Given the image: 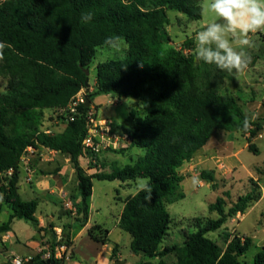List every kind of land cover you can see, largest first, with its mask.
Instances as JSON below:
<instances>
[{"label": "trees", "instance_id": "16d2710c", "mask_svg": "<svg viewBox=\"0 0 264 264\" xmlns=\"http://www.w3.org/2000/svg\"><path fill=\"white\" fill-rule=\"evenodd\" d=\"M169 11L191 21L202 19L201 0H0V42L10 45L0 60V78L7 82L0 91V213L4 207L11 210L9 221L0 225V235L9 232L16 219L31 222L38 234L51 232V257L44 259L47 251L42 250L32 258L33 264H65V255L55 257L56 248L69 249L73 241L66 227L60 239L54 225L39 227V201L22 199L20 165L29 148H46L70 158L78 179L81 202L75 206L81 227L89 219L94 179L151 178V199L145 200L144 192L129 197L119 220V227L131 235V251L141 258L134 264H151L145 260L154 258L160 259L159 264H241L240 258L252 246L248 236L227 234L224 248L209 234L262 198L256 184L228 211L225 199L219 197L209 206L219 214L217 219L196 217L182 243L164 245L174 223L168 205L184 197L178 191L185 179L179 169L216 131L248 135V149L259 154L251 139L264 129V119H252L250 127L242 129L247 113L238 97L222 93L227 73L197 61L193 40L187 39L181 48L166 46ZM85 12L93 13L87 23L81 20ZM121 40L129 45L127 56L97 65L96 90L87 97L91 106L99 94L141 100L145 116L124 131L129 149H141L144 155L123 167L113 163L110 172L89 175L81 161L94 156L83 144L91 106L80 104L73 120L63 115L66 127L60 133L49 134L40 127L45 111L67 109L86 89L85 70H90L98 48ZM132 122L129 119L128 125ZM213 174L203 171L201 176L214 182ZM109 233L101 224L88 230L102 244L108 243ZM169 256L173 263L165 260ZM255 264H264V249Z\"/></svg>", "mask_w": 264, "mask_h": 264}, {"label": "rangeland", "instance_id": "374dc122", "mask_svg": "<svg viewBox=\"0 0 264 264\" xmlns=\"http://www.w3.org/2000/svg\"><path fill=\"white\" fill-rule=\"evenodd\" d=\"M203 3L204 0H201V20L191 21L181 13L174 11L168 12L170 25L167 27V35L165 37L166 46L181 48L187 39L194 41L195 31L212 19L211 16L203 12ZM252 40L254 47L248 49L251 57L248 69L243 75L238 77V81L235 78L227 76L222 93L235 95L238 97L239 103L248 115H254L255 119L263 120L264 31L252 34ZM128 49L129 45L124 40L98 48L95 59L90 67V90L86 94V97L89 93H94L96 90L97 65L107 60L125 58L128 54ZM6 85V80L0 78V91H4ZM83 90L86 93V89ZM108 99H110V102H107ZM91 107L90 113L93 114L95 119L109 120L113 131L121 136L125 133L124 130L127 127H133L137 120L143 118L146 114L141 100L133 98L119 100L110 94H99L95 96ZM63 115L65 114H62L60 111H45L40 129L45 130L49 134L62 132L66 127V121L62 118ZM129 119L133 121L130 125H128ZM248 137V135L239 131H216L207 143L209 154L206 158L213 157V161H217L220 157L221 160H218L217 164L213 162L212 165L210 163L212 166H199L198 168L189 169L184 172L185 179L180 184L178 190L184 194V197L168 205V211L174 220L169 234L171 236L174 231L182 234L187 230H193L190 225L193 224L192 219L196 217L217 219L219 214L217 212H211L209 206L215 203L219 197L225 199V207L226 211H228L240 196L250 192L255 184L259 185L262 191V198L258 202L250 207L245 214H237L236 216L240 219H236L239 220L229 219L221 230L209 234L211 239L216 240L224 248L226 247L225 237L227 234H239L240 236L252 238L253 244L249 251L240 258L241 264H255V257L264 249V129L259 130L257 136L251 139L258 147L259 154H255L248 149ZM116 141H118L116 146H106L100 153H91V155H94L93 157H88L81 161L84 170L89 175H93L100 170L110 172L112 170L111 165L113 164V159L118 161V166L123 167L131 164L138 156L144 155V151L141 149H129L130 144L125 140L116 139ZM42 149L36 151L30 149L28 152L29 155H32L33 152L36 153L34 158L36 164L40 161L52 162V160L63 163L68 158L66 155L57 154V152L52 153L50 151H46L41 155ZM104 155L107 158H104ZM205 160V158L198 159L196 163H201ZM31 168L34 169L33 166ZM38 168L46 169L47 166H38ZM203 171L214 173V182L204 180L201 176ZM22 176L24 178L25 173ZM194 176L199 177V183H192L191 178ZM138 180L139 178L135 181L125 182V184L119 180H93V201L98 209L94 214L93 221L94 223H104L106 227L104 225L102 226L112 230L109 237L110 245L114 246L118 244L124 259H127L131 252L130 244L132 238L128 232L116 225L117 214L121 206V202L116 198L118 195L125 198L130 194H135ZM76 190V183L73 181L65 189V192L68 193L66 200H62L60 204L57 195L52 197L44 196L29 186L21 189V195L23 200L35 198L39 200L40 205L36 213L37 218L46 219L47 214L50 215L53 213L55 214L54 222L59 224L58 212L69 214V216H71L72 212L77 213L74 205L71 204V208L65 205L67 199L71 200ZM10 215L11 210L8 207H4L0 213V225L8 222ZM11 227L14 233L10 240L11 246H5L4 235H0L1 262H4L6 257L11 255L24 258L29 254H33L38 247V243L33 239L37 235V231L31 222L16 219L13 221ZM47 236L51 239L52 233L46 231L45 235L43 233L39 234L40 247L49 245L50 240L48 241L46 239ZM168 242L166 238L165 243ZM174 243L178 244L179 241H175ZM80 250L84 256L86 255L88 257L94 254L95 251L94 246H90L86 242L80 244ZM123 262L125 260L120 261V264Z\"/></svg>", "mask_w": 264, "mask_h": 264}, {"label": "crops", "instance_id": "0c3cea01", "mask_svg": "<svg viewBox=\"0 0 264 264\" xmlns=\"http://www.w3.org/2000/svg\"><path fill=\"white\" fill-rule=\"evenodd\" d=\"M107 102H110V99H108ZM207 147H208V144H206V146H204L202 149H200L198 151L196 157L194 159H192L191 161L186 162L179 169V172L183 175L184 172H186L189 169H193V168L195 169V168H198L199 166L200 167L201 166H208V165H210V163L213 165V162L215 164H217L218 160H221V158L219 157L217 159V161H213L214 160L213 157L207 159L206 156H208V154H209ZM46 151L56 153L55 151H51L49 149L43 148L41 155H43V153ZM35 155H36V153L33 152L32 155L27 154L22 159V163L20 165V167H21L20 193H21V189H25L27 186H29L31 189H35L36 191H38L40 194H42L44 196L52 197V196L57 195L59 198V204H60L62 202V200L65 201L67 196H68V193L65 192V189L73 181L76 183V189L78 186L77 175H76L75 169L72 166L70 158H66V161H64L63 163L52 160V162L51 161H42V162L40 161L38 164H36L34 162ZM104 158H107V157L105 156ZM202 158H205L206 160L204 162H201V163H196V161H198V159H202ZM32 162H34V163H32ZM49 162H51V163H49ZM112 162L118 163V161L116 159H113ZM212 165H210V166H212ZM31 166H33L34 169L31 168ZM35 166H37V167H35ZM38 166H47V168L42 169V168H38ZM23 173H25L24 178L22 176ZM124 184H125V182H124ZM93 187H94V184H93ZM133 195H135V194H130V195L126 196L125 198H122L119 195L117 196L116 199H118L121 202V206L119 208V212L117 214V219H116L117 220L116 221L117 226H119V220H120V217H121L122 212H123L124 207H125V201ZM93 196L94 195L92 194V197L90 200L89 219H88V222L86 223V225L83 227H81L77 223L78 215H75V214H77L76 212H72L71 216H69V214H64L62 212H58V218L60 219L59 224L54 222V218H55L54 215L55 214H53V213H51L50 215L49 214L46 215L47 220L44 218H40V219L37 218L39 220V227L46 228L50 225H54L55 226L54 229H55L56 234L58 235L59 239L61 238V236L63 234V228L66 227L65 233L67 235H70V238L73 241V246L69 249L66 248V249L60 250L59 247L56 248L55 257L61 258L62 256L65 255L66 256L65 264H120V261H123V260H125V262H123L125 264H134V263L140 262L141 258L139 256L135 255L132 251L130 252L128 258L124 259V256L122 255V253L119 249L120 246L118 244H115L114 246L110 245V238L109 237L112 233V230H109L108 228H106L110 231V233L108 235L109 241L106 244L98 243V242L94 241L89 236L88 230L93 225H95V224L104 225V223H98V222L94 223V221H93L94 214L96 211H98V209L96 208V206L94 204ZM35 199H37V198H35ZM35 199H31V200H35ZM80 202H81V198H80L78 190H76L75 193L73 194L71 200L67 199V203L65 205L67 207L68 206L70 207L71 204L75 206V204H79ZM39 204H40V202H39ZM236 218H239V217L235 216L234 218H232V220H239L240 219V218L239 219H236ZM68 225H70L69 228H68ZM187 232H189V231L187 230L181 234V233L174 231V233L171 236H170V234L167 236V239L169 242L165 243V241H164V245H173V244H175L174 243L175 241H179V243H182L184 241V235ZM45 233L46 232H43L44 235H45ZM3 235H4L3 237L5 238L4 239L5 246H11L10 240L14 235V233L12 232V227H11V230L9 232H7L6 234H3ZM38 238H39V234L37 232V235H35L33 237V239H35V242L38 243V247L33 254H29L28 256H26L24 258H33L35 255L40 253L42 250H45V251L47 250L48 253H51V251L49 250L50 249L49 248L50 243L48 246L40 247L41 243H40ZM46 239L48 241L50 240L48 238V236ZM83 242L88 243L90 246H94V249H95L94 254L90 255L89 257L86 255L84 256V254H82V252L80 250V244H82ZM115 246L117 247V251L114 254L113 250H114ZM43 257H45V256H43ZM165 260L169 263H173L174 257L169 256V257H166ZM145 261H149L151 264H159L160 263L159 258L146 259Z\"/></svg>", "mask_w": 264, "mask_h": 264}, {"label": "clouds", "instance_id": "9594fccd", "mask_svg": "<svg viewBox=\"0 0 264 264\" xmlns=\"http://www.w3.org/2000/svg\"><path fill=\"white\" fill-rule=\"evenodd\" d=\"M203 12L212 17L194 33V56L197 61L214 65L223 73L238 81L251 62L248 49L254 47L252 34L264 31V0H204ZM93 19L92 12L82 13L85 23ZM10 47L0 42V60L4 49ZM255 116L245 114L242 129L247 130ZM192 183H199V177H192ZM144 192L150 200L153 189L151 178L138 180L135 194Z\"/></svg>", "mask_w": 264, "mask_h": 264}, {"label": "built area", "instance_id": "2783aa9c", "mask_svg": "<svg viewBox=\"0 0 264 264\" xmlns=\"http://www.w3.org/2000/svg\"><path fill=\"white\" fill-rule=\"evenodd\" d=\"M86 102V95L84 90L77 94L72 103L68 106L67 109H62L60 112L62 114H68L70 120H73V116L78 113V107L80 104H84ZM88 118V126L89 132L88 136L84 140V146L87 150L92 153H100L102 149L106 146H116L118 143L117 140L122 139L130 144L129 135L123 133V135H117L113 131V127L109 120H97L93 117L92 113L87 115ZM32 148H29V150ZM13 173L12 170L8 172L9 175ZM60 250L66 249V246L59 247ZM1 255V252H0ZM44 259H49L51 257V253H46L44 255ZM32 260V258H22L20 256H7L4 262L0 261V264H25L26 262Z\"/></svg>", "mask_w": 264, "mask_h": 264}, {"label": "water", "instance_id": "95a60500", "mask_svg": "<svg viewBox=\"0 0 264 264\" xmlns=\"http://www.w3.org/2000/svg\"><path fill=\"white\" fill-rule=\"evenodd\" d=\"M85 73H86V75H87V81H86V93H85V95L89 92V90H90V83H89V75H90V70L89 69H86L85 70ZM85 104H86V106H90V101H89V99L86 97V102H85ZM144 254V252H142L141 253V255H143ZM25 264H33V261L32 260H30V261H28V262H26ZM123 264H125V263H123Z\"/></svg>", "mask_w": 264, "mask_h": 264}]
</instances>
